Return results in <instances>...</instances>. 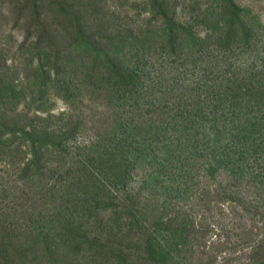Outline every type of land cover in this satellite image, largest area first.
Wrapping results in <instances>:
<instances>
[{
    "label": "trees",
    "instance_id": "obj_1",
    "mask_svg": "<svg viewBox=\"0 0 264 264\" xmlns=\"http://www.w3.org/2000/svg\"><path fill=\"white\" fill-rule=\"evenodd\" d=\"M4 22L19 34H0V101L14 115L0 114V264H193L201 225L186 211L164 216L182 186L196 205L264 218L257 10L239 0H0ZM212 50L219 61L205 59ZM164 63L198 66L202 78L189 83L183 67L170 77ZM195 161L200 173L181 182ZM243 264H264V238Z\"/></svg>",
    "mask_w": 264,
    "mask_h": 264
},
{
    "label": "rangeland",
    "instance_id": "obj_2",
    "mask_svg": "<svg viewBox=\"0 0 264 264\" xmlns=\"http://www.w3.org/2000/svg\"><path fill=\"white\" fill-rule=\"evenodd\" d=\"M239 1L242 4L248 5L251 8L257 10L261 14L264 22V0ZM142 11H144L143 8ZM9 29L10 27L8 26V24L4 22V28L3 26L0 27V34H3L4 32L5 35V33H8L7 31ZM9 31H11L15 37L17 34H19L16 28ZM219 55H221V53L218 50H212L211 54H209L205 59L217 62L222 58L221 57L219 59ZM160 66L165 70L166 73L170 72V77H173V75H177L174 74L177 68L183 67L184 72L186 71L185 69H189L188 72L183 74L187 76L186 78H188L189 83H195L200 78H202L200 74L195 72L199 70L198 66H181L179 64L171 66L167 63L161 64ZM225 70L227 69L225 68ZM150 72V79L153 81L155 79L156 81L158 79L157 68L154 67L152 70H150ZM218 72L219 73L213 70V73H216V76L211 77V79L218 78V75H225L224 70H219ZM168 77L165 78L166 83ZM11 108L12 107L10 106V103L7 101L6 97H4V100L0 101V114H2L4 118L14 116ZM64 108L65 104L62 103V101H59L55 111L63 110ZM74 141L75 140H73V142ZM77 141H79V143H83L84 141H86V137H80ZM75 142L71 143V145L75 144ZM194 164L195 166L192 168L191 174L185 176L184 179L181 180V182H184L186 180L188 182H191L192 176L195 173H200V170H198L199 166H197V161H195ZM4 171V160H0V181L4 180ZM142 172V169H140L138 172L139 175H137V177H135L133 180V185L137 186L139 184ZM183 189L184 186H182L181 191H179L178 193H172V195L169 197L173 204L172 206L167 208L164 216L166 219L178 215V213H180L181 211H186L190 214L189 219L194 221L197 228L201 225V229L197 235V238L193 239V244H195V246L193 249L194 259L192 263L229 264L228 262L232 261L233 264H243L245 260L249 258V253L252 249L254 241L262 240L264 238L263 216H251V214H248L245 220L240 221L239 219L233 218V210L229 203H223V205L219 206L221 208L214 204H204L203 206H199L196 205L195 195H191L189 192L186 193V191H184ZM0 204H4V197L2 196L0 198ZM222 240H229L230 242H232V244L234 243L235 246L231 243H222Z\"/></svg>",
    "mask_w": 264,
    "mask_h": 264
}]
</instances>
